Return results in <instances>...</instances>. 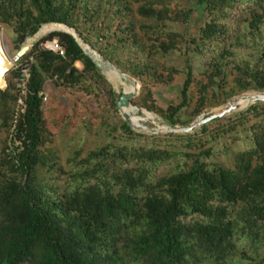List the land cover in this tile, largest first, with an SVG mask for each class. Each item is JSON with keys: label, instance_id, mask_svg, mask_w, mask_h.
Listing matches in <instances>:
<instances>
[{"label": "trees", "instance_id": "1", "mask_svg": "<svg viewBox=\"0 0 264 264\" xmlns=\"http://www.w3.org/2000/svg\"><path fill=\"white\" fill-rule=\"evenodd\" d=\"M57 24L136 79L132 102L168 126L264 92V0H0L15 49L32 45L15 63L32 58L13 132L17 67L0 90V264H264V101L194 132H138L109 81L132 84ZM179 75L176 100L157 104L151 88ZM53 88L93 104L83 128L93 118L101 140L84 147L86 135L64 162L48 145Z\"/></svg>", "mask_w": 264, "mask_h": 264}, {"label": "rangeland", "instance_id": "2", "mask_svg": "<svg viewBox=\"0 0 264 264\" xmlns=\"http://www.w3.org/2000/svg\"><path fill=\"white\" fill-rule=\"evenodd\" d=\"M194 25H196V23ZM0 30H1V35H2L3 47L7 55L10 58L16 57V54L19 49H15L13 45L12 34H11L12 32L10 31L8 27L4 25H0ZM54 31H57V30H54ZM47 34H44L43 36ZM25 41L23 43H25ZM76 65L80 66L79 63H77ZM128 78L132 84H135L137 86V90L134 92L135 96L133 97L135 98L140 93V83L134 78H131L129 76ZM181 80L182 78L179 75L168 86L152 87L151 88L152 91H155V93H153V98L155 102L162 106H166L174 102L179 94L180 85L182 82ZM109 82L111 83L114 91L117 94L122 93L123 88L119 83H113L111 81ZM49 92L51 94L47 93L48 99H47V104L45 106V116H46L47 126L49 130L51 131V133L53 134V141L52 143H49L48 145L56 150L57 154L61 158V162H64L67 155L72 154L71 151H73L72 150L73 147L78 144L80 145L83 142L82 140L83 137H85L86 135L88 138H87V141L84 147H87V146L93 147L95 144L101 143L99 135H96L94 133L96 122L95 123L93 122L94 121L93 118H92V123L94 125L91 124L93 132L91 131L87 133V131L84 130L83 128L82 118L86 113H88V111H91L94 108L93 104L87 103L83 98L79 100H75V99L70 100L67 96H65L64 94H61V92L57 88H53ZM251 93H257V92L247 91L242 94L235 95L234 97L229 99L226 103L220 106L214 107V108L207 109L204 112H202L200 115L208 113L210 111L216 112L218 108L228 105L230 102H233V101L235 102V100L239 98H242V100H247V103L242 107L240 103L237 104V107L231 113L242 111L255 101L254 99L248 100L249 95ZM132 100H131L130 105H128L127 107L131 106L133 109L130 110L129 112H126V114L128 115L129 118L132 116H138L140 118V119L134 120L135 126L137 127L135 129L136 131L141 132V133H147V134L174 132V131H169L166 128H162V126L168 127V125L163 121V119L159 115H157L155 112L148 111L145 108H141L135 105L132 102ZM146 112L152 114V117L151 116L147 117ZM118 113L120 116L123 115V111H118ZM60 117L62 120H60ZM59 122H60V125H59ZM89 122H91V120H89ZM140 125L141 127H144V128H141ZM199 127L194 128L193 131L191 132H194ZM179 133H183V132H179ZM76 140L78 141V143H75Z\"/></svg>", "mask_w": 264, "mask_h": 264}, {"label": "water", "instance_id": "3", "mask_svg": "<svg viewBox=\"0 0 264 264\" xmlns=\"http://www.w3.org/2000/svg\"><path fill=\"white\" fill-rule=\"evenodd\" d=\"M69 29L71 31L70 30H63V29H60V30L70 33L75 38L76 42L82 48V50L84 51V53H86L91 58V60L95 63V65L103 73V70H104L105 65L106 64L110 65V63L105 62L89 45L85 44L73 29H71V28H69ZM30 47L27 46V45H25L24 43L21 44V46H20V48H19V50H18V52L16 54V57L10 58L7 55V53H6V51H5L4 47H3L2 35H1V30H0V90H5L6 87H7L6 73L10 69H12L14 67L16 60L19 57H21L22 55H24L30 49ZM88 49L94 51L99 56V59L93 57L89 52H87ZM115 69H117V68L115 67ZM117 71L121 74V76L124 79H128V76L125 73L121 72L119 69H117ZM258 93L259 94L256 97H254L253 99L254 100L264 101V92H258ZM134 96H135L134 92L126 93L123 90L122 93L119 96V99H118L117 103H116V106H117L118 110L119 111H122L124 108H126L128 105H130L131 100H132V98ZM234 109H235L234 106L229 105L227 107V109H225L224 111H220V112H208V113L202 114V115H200L198 118H196L193 122H191L188 125L168 126L167 129L169 131H174V132L188 133V132L193 131L194 128L199 127L202 124H204V123H206V122H208V121H210V120H212L214 118L222 117V116H225V115L230 114ZM122 117H123V119L125 121H127L129 123V125L133 129H136L137 128L136 126H134V125L131 124L130 118L128 117V115L126 114L125 111H123Z\"/></svg>", "mask_w": 264, "mask_h": 264}, {"label": "built area", "instance_id": "4", "mask_svg": "<svg viewBox=\"0 0 264 264\" xmlns=\"http://www.w3.org/2000/svg\"><path fill=\"white\" fill-rule=\"evenodd\" d=\"M42 46L48 50L58 52L60 55L63 54V50L57 45L55 41H46L42 44ZM31 48V47H30ZM31 57L28 60H24L18 65H14V67H17L19 70V73L16 77V86L18 88L19 96L17 98V107L15 109V114H14V120H13V125H12V132L15 130V124L17 117L19 114L23 113L25 111L26 107V94H27V83L29 82L30 79V61ZM16 63V62H15ZM43 93L40 92V95ZM141 127V125H140ZM144 128V127H141ZM162 128H166L167 126H162ZM19 142H16L15 144H18ZM9 144H11V140L9 141Z\"/></svg>", "mask_w": 264, "mask_h": 264}, {"label": "bare ground", "instance_id": "5", "mask_svg": "<svg viewBox=\"0 0 264 264\" xmlns=\"http://www.w3.org/2000/svg\"><path fill=\"white\" fill-rule=\"evenodd\" d=\"M53 24H55V23H53ZM44 25H45V24H44ZM60 29H63V30H70V29H69L66 25H64V24H57V28H56L55 30H60ZM53 31H54V30H53ZM70 31H71V30H70ZM46 34H47V33H46ZM43 35H44V34L41 35V33H40V34L37 33V35H36V39H38L39 37H41V36H43ZM41 38H42V37H41ZM87 52H89L93 57L99 59V56H98L94 51L88 49ZM103 71H105V72H113V73H116V74L119 75L123 80H125L126 83H128V84H132L131 81L129 80V78H128V79H124V78L121 76V74L117 71V69H115V67H113V66H111V65L106 64L105 67H104V70H103ZM131 78H132V77H131ZM132 86H133V90H132V91H129V92H126V93L135 92V91L137 90V86H136L135 84H132ZM245 94H246V93H245ZM237 101H238V99L235 100V102H234V101H233V102H230L228 105H225V106H223V107H221V108H218V109L216 110V112L224 111L225 109H227V107H228L229 105L234 106V107L236 108V107H237ZM210 112H211V111H210ZM231 114H232V113H231Z\"/></svg>", "mask_w": 264, "mask_h": 264}, {"label": "crops", "instance_id": "6", "mask_svg": "<svg viewBox=\"0 0 264 264\" xmlns=\"http://www.w3.org/2000/svg\"><path fill=\"white\" fill-rule=\"evenodd\" d=\"M78 66V65H77Z\"/></svg>", "mask_w": 264, "mask_h": 264}]
</instances>
